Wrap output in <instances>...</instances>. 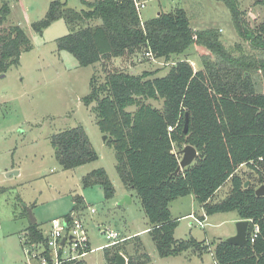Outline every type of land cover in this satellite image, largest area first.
I'll use <instances>...</instances> for the list:
<instances>
[{"label":"trees","instance_id":"1","mask_svg":"<svg viewBox=\"0 0 264 264\" xmlns=\"http://www.w3.org/2000/svg\"><path fill=\"white\" fill-rule=\"evenodd\" d=\"M219 1L227 6L239 35L249 44L248 53L230 52L215 28L194 29L183 7L161 10L142 21L133 0H82L85 7L80 10L67 6L66 1L53 0L45 18L33 26L42 33L63 18L70 31L57 39L58 49L72 53L81 66L142 51L169 60L194 45L207 49L198 70L182 59L162 76L148 69L141 73L114 70L97 82L93 75L85 102L97 103L99 129L115 150L116 169L124 186L137 192L150 222L148 232L161 256H176L189 249L210 250L211 244L205 240H177L174 236L179 218L172 216L170 203L194 194L207 215L235 211L238 219L251 220L243 246L226 239L214 243L216 264H264V196L255 194L254 185L245 187L246 181L238 174L247 165L257 173L259 185L264 184V22L247 25L239 0ZM10 11V4L4 1L0 7V72L19 64L22 53L33 48L22 26L2 27ZM187 144L195 146L198 156L177 172L178 152ZM52 145L64 169L99 157L82 125L54 135ZM228 180L229 194L211 202ZM83 185H100L106 199L115 196V187L103 168L84 176ZM74 201L73 210L85 207L82 197L76 196ZM256 226L259 231L254 237ZM25 233L30 243L46 241L36 222ZM134 237L139 236L130 239ZM128 240L107 248L106 258L114 262L124 253L128 264H138L139 257L127 253ZM67 264L90 263L74 260Z\"/></svg>","mask_w":264,"mask_h":264},{"label":"rangeland","instance_id":"2","mask_svg":"<svg viewBox=\"0 0 264 264\" xmlns=\"http://www.w3.org/2000/svg\"><path fill=\"white\" fill-rule=\"evenodd\" d=\"M4 1L10 4L11 11L2 27L22 26L31 38L33 48L22 53L19 64L0 72V264H29L30 260L31 264H41L39 259L25 252L24 245L32 253L35 246L23 243L28 242L24 236L31 224V216L46 235L52 219L73 213L84 224L92 248L107 242L100 229L108 227L123 236H139L125 245L128 255L139 257L136 259L138 264H216L214 243L236 234L237 212L207 215L194 194L173 200L170 210L174 218H179L175 238L205 240L211 246L204 253L189 249L176 256H161L148 232L150 222L137 192L124 186L116 169L115 150L99 129L97 103L85 102V97L91 93L93 75L97 82H102L105 74L114 70L141 73L148 69L162 76L182 59H188L198 70L202 67L201 55L209 53L207 49L194 45L182 54L172 55L169 60L142 51L81 66L72 53L58 49L57 39L70 31L63 18L51 23L42 33L34 29L33 24L45 18L53 0H0V7ZM61 1L78 10L85 7L82 0ZM239 2L247 25L264 22V0ZM177 7L186 9L194 29H217L230 52L239 55L242 50L251 51L239 35L223 1L149 0L140 17L145 21L161 10L167 12ZM80 125L99 157L93 162L64 169L56 158L52 139L63 130ZM99 168L106 170L115 187L112 199H106L100 185H83V177ZM238 174L250 181V185L260 186L257 173L247 165H242ZM230 189L231 181L228 180L211 202L225 198ZM76 196L82 197L85 204L78 211L73 210ZM92 208L95 209L93 213ZM202 215L206 218L205 226L199 225L195 218ZM144 254L148 257H143ZM86 260L89 263L101 261L102 251L91 253Z\"/></svg>","mask_w":264,"mask_h":264},{"label":"built area","instance_id":"3","mask_svg":"<svg viewBox=\"0 0 264 264\" xmlns=\"http://www.w3.org/2000/svg\"><path fill=\"white\" fill-rule=\"evenodd\" d=\"M134 6L137 11L141 12L144 9L149 0H133ZM150 55V54H149ZM172 127H169L171 129ZM91 212H95V209H91ZM196 218V221L201 226H205L204 218ZM259 227H255L254 237L257 235ZM100 232L106 239V243L96 248H92L87 230L82 223L81 219L76 214H70L68 218H54L50 222V230L46 234V241L40 244L23 242L25 244H32L35 246L34 253L31 249L25 247L27 255H31L33 258L39 259L41 264H67L74 260H86V257L96 251H102V260H95L90 264H117L116 260L109 261L105 256V250L114 245H118L130 239L132 236H123L118 230H113L108 227H102ZM23 240V239H22ZM254 240V238H252ZM125 256L128 264V257ZM31 259V258H30ZM31 261V260H30ZM29 261V264H31Z\"/></svg>","mask_w":264,"mask_h":264},{"label":"water","instance_id":"4","mask_svg":"<svg viewBox=\"0 0 264 264\" xmlns=\"http://www.w3.org/2000/svg\"><path fill=\"white\" fill-rule=\"evenodd\" d=\"M188 125H189V117L187 114L186 117V123H185V131H188ZM108 135L104 136V139L106 140ZM179 155H181V160L179 163V166L177 167L176 171H181L183 168L191 165L195 159L198 156V151L195 148V146L187 144L185 145L179 152ZM250 184V181H246L244 186L247 187ZM255 194L257 196H264V184H261L259 187L255 189ZM30 213V210H29ZM36 219L31 216V223H35ZM251 220L248 219H239L236 222V234L227 238V242L235 245V246H243L248 238L249 234V227H250ZM117 264H127L126 258L123 254H119L116 258Z\"/></svg>","mask_w":264,"mask_h":264},{"label":"crops","instance_id":"5","mask_svg":"<svg viewBox=\"0 0 264 264\" xmlns=\"http://www.w3.org/2000/svg\"><path fill=\"white\" fill-rule=\"evenodd\" d=\"M159 13V12H158ZM20 239H21V236H20Z\"/></svg>","mask_w":264,"mask_h":264}]
</instances>
